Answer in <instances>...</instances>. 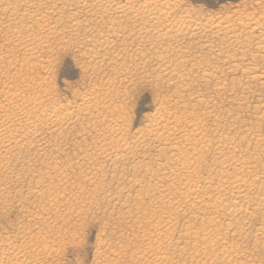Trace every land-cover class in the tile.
<instances>
[{
	"label": "bare ground",
	"instance_id": "bare-ground-1",
	"mask_svg": "<svg viewBox=\"0 0 264 264\" xmlns=\"http://www.w3.org/2000/svg\"><path fill=\"white\" fill-rule=\"evenodd\" d=\"M102 2L0 0V43L4 51L0 54V80L4 81L0 83L7 81L0 84V216L14 208V204L22 216L14 240L8 236L0 239V264H48L58 256L55 254L61 244L59 240L65 237L61 235V239H56L60 234L54 230L59 226L55 219L61 216L62 220H67L72 213L79 217L75 214L78 209L73 208L82 203L84 188L78 194H68L71 182L66 177L70 169L62 170L65 163H58L59 151L57 147L51 151L53 142L50 144L52 139L48 138L57 133L62 137L64 126L74 127L82 120L88 121L87 127L98 136L99 141L94 143L96 152L93 148L90 150L97 153L92 154L94 158L103 159L108 169L111 168V180L108 176L107 181L116 178V188L111 192L108 187L111 184L108 188L103 184L97 187L98 177L103 173L100 169L105 164L100 169L92 168L90 171L94 172H87L85 176L82 172L84 177L80 182L87 184L82 183V187L92 188L90 194L93 193L90 197L85 191L89 197L83 200L82 209L90 214L100 213L107 224L121 220L131 224V228L136 226V233L140 234L139 238L135 235L137 237L132 236L131 240L135 239L141 247L133 251L132 246L119 245L117 255L130 254V261L133 259L136 264H264L254 256L256 251L264 249L260 242L264 240V222L247 233L251 218L258 214L264 217V100L258 99L244 108L252 86H259L264 92V68L263 71L256 69L259 64L245 69L239 66V49L246 50L239 34L246 32L249 38L250 34L257 33L258 37H254L264 42L263 22L251 20L246 27L247 21H240V16L229 19L225 15V19L219 21L197 24L189 21V25H184L186 13L182 20H175V16L172 19L171 11L177 9V5L171 8L169 0L163 1L161 9L156 8L158 3L153 0H144L141 5L137 2L139 7L135 9H128V4L110 7L113 3L107 6ZM112 13L115 18L111 17ZM207 32L209 35L204 36ZM119 38L122 39L120 44L129 41L128 45L117 44ZM203 38L205 40H201ZM188 40L195 42L186 43ZM258 41H255L258 44L255 43V49L263 50L260 61L264 63V46ZM196 47L210 54L211 59L204 61L200 52H193ZM61 50H73V54L82 59V71L94 78L90 90H84L81 107H69L70 103L52 107L54 102L47 98L50 93L47 87L54 80L55 61ZM242 55L245 57L246 53ZM149 65H152L151 71L147 73ZM239 72L244 76V85L239 84L241 76L228 78ZM140 79H148L167 91L156 100L155 115L152 114L147 128L141 133L143 129L131 133L135 136L128 140L131 125L126 121L129 118L126 103L130 89ZM201 87L207 89L206 94L197 89ZM242 109L247 112L249 121L240 118ZM95 119L97 122H92ZM150 150L156 152L151 164L144 162ZM84 151L87 150L84 148ZM84 153V156L89 155ZM130 159L133 165L123 172L120 167ZM72 172L74 170H70ZM138 174L143 175L142 179ZM78 186L80 189L81 185ZM73 188L72 191L78 189ZM145 199L149 201L148 208L141 207ZM113 213L118 217L113 218ZM83 215L80 218H84ZM69 229L68 235L72 233ZM68 235V240L71 238L73 242ZM249 242L251 248H248ZM109 249L115 251L112 247ZM102 256L97 255L99 259ZM105 262L103 258L98 264Z\"/></svg>",
	"mask_w": 264,
	"mask_h": 264
},
{
	"label": "rangeland",
	"instance_id": "rangeland-1",
	"mask_svg": "<svg viewBox=\"0 0 264 264\" xmlns=\"http://www.w3.org/2000/svg\"><path fill=\"white\" fill-rule=\"evenodd\" d=\"M98 1H103L102 3H105L104 5H107V6H110L111 5V3H113L110 7H113V6H123V5H125V4H128V6L127 7H129L130 6V8H128V9H135V8H138L139 7V4L141 5V3L142 2H144V0H136V1H134V2H131V0H98ZM133 1V0H132ZM154 2H157L158 4H156L157 6H156V8L158 7V8H160L161 9V7L163 6V1H167V0H153ZM160 1H162V2H160ZM170 1V3H171V8H173L172 7V5H179L178 7L176 6V8L177 9H175V8H173V11H171V12H173V13H171V16H172V19H174L175 17H176V19L175 20H182V19H184L185 17H186V19H185V21H187V22H185V24L184 25H187V23H188V25H189V21L191 22V23H196L197 24V22H200V23H205L206 21H216V19H217V21H219V20H223V18L225 17V15H226V18H229V19H235V18H237V17H239V20L240 21H242V22H244V23H246L245 21H247V23L246 24H244V25H246V27H248L247 25H250L252 22H259L260 24H262V22H263V24H264V0H169ZM173 1V2H172ZM180 1V2H179ZM137 2H139V4L137 3ZM181 3H182V5L183 6H181ZM117 4V5H116ZM121 4H123V5H121ZM130 4V5H129ZM138 4V5H137ZM162 4V5H161ZM131 5L133 6V7H131ZM135 5V6H134ZM174 6V7H175ZM109 7V8H110ZM183 9V10H182ZM184 9H186V10H184ZM177 10H179V11H177ZM180 10H182V11H180ZM186 11V12H185ZM187 11H188V13H187ZM181 12H183V15H182V13ZM176 15H175V14ZM184 13H186V15H189L188 17L184 14ZM191 15H190V14ZM234 13H236V14H234ZM238 13V14H237ZM178 14H180V16H178ZM182 15V16H181ZM185 15V17H183ZM229 15V16H228ZM233 15V16H232ZM175 16V17H174ZM216 16H217V18H216ZM111 17L112 18H115L116 16H115V14H111ZM174 17V18H173ZM178 17V18H177ZM190 17V18H189ZM195 17V18H194ZM210 17H212V18H210ZM252 17V18H251ZM193 18H194V20H193ZM208 18V19H207ZM215 20H214V19ZM219 18V19H218ZM221 18V19H220ZM254 18H255V20H254ZM192 19V20H191ZM199 19V20H198ZM204 21H203V20ZM213 19V20H212ZM225 19V18H224ZM251 20H252V22H251ZM260 20V21H259ZM263 20V21H262ZM193 21V22H192ZM190 23V24H191ZM263 24H262V27L264 28V26H263ZM129 27V25H126V27ZM123 26H121V28H122ZM130 28V27H129ZM240 33V32H239ZM245 33V34H244ZM249 33V32H248ZM244 34V35H243ZM247 33L246 32H243V33H241V34H239L240 36H241V40H242V44H243V48L245 47V49L246 50H244V51H242V52H244V54L246 53V56L244 57L243 55H242V52H241V50H242V47H241V50L239 49V66L242 68V69H245V67L246 68H248V67H253V65L252 64H257V66H258V64H259V67H257L256 69H258L259 71H263V68H264V63H262L261 61V58L263 57V50H257V49H255V48H257V33H255V35L254 36H256V38L252 35V34H250V36H249V38L251 39V41H253L252 43H251V41H250V39L248 38V35H246ZM204 35V34H203ZM203 35H202V37H203ZM209 34H208V32H207V34L206 35H204V36H208ZM243 36H244V38H243ZM253 36V37H252ZM211 37H209V39H210ZM249 39V40H247V39ZM253 38H255V40L253 39ZM190 39H192V38H190ZM119 40L120 41H117L116 43L117 44H120L121 43V40L122 39H120L119 38ZM195 40V39H194ZM201 40H205L204 38L203 39H201ZM245 40V41H244ZM212 41L215 43V44H217L218 42L217 41H215V39H213L212 38ZM245 43H244V42ZM256 41V42H255ZM123 42H125V41H123ZM123 42H122V44H123ZM186 43L188 42V43H190V42H195V41H191V40H188V41H185ZM198 42V40H196V43ZM199 42H200V40H199ZM259 42V41H258ZM260 42H263L262 40L260 41ZM259 42V45L260 46H264V42L263 43H260ZM127 43V45H128V43H129V41H127V42H125L124 44H126ZM257 45H256V44ZM122 44H120V45H122ZM245 44H247V46H248V48H247V46L245 45ZM252 44V45H251ZM214 45V44H213ZM256 45V46H255ZM242 46V45H241ZM254 48H253V47ZM250 47V48H249ZM131 48V47H130ZM253 48V49H252ZM0 49H1V43H0ZM131 49H133V48H131ZM146 49H148V48H146ZM194 49V48H193ZM258 52H257V51ZM68 51H70V52H68ZM246 51V52H245ZM62 52H63V54H62ZM193 52H200V51H198V49H197V47L195 48V50L193 51ZM255 52V53H254ZM260 52V53H259ZM61 53V54H60ZM202 55H203V57L205 58L204 59V61H206V62H208L210 59H211V56H210V54L208 55V54H206L205 52H200ZM251 53V54H250ZM0 54H4V51L1 49L0 50ZM253 54V55H252ZM254 54H255V56H254ZM258 54H260V55H258ZM208 55V56H207ZM253 58V60H251V58H250V56ZM74 56V57H73ZM243 56V57H242ZM77 57V58H76ZM208 57V58H207ZM246 57H247V59H249V60H247L246 59ZM249 57V58H248ZM58 58V59H57ZM78 58H80L78 55H76L75 53L73 54V50H61L60 52H59V54H58V56L56 57V61H55V66L57 67V68H55V72H56V74H55V77H57V79L54 77V80L53 81H55V82H53L52 80V83H51V81H49V83H51V85L50 84H48L47 86V90H50V91H48V92H50L49 93V96L47 97V98H49L48 100H50V102L52 101V102H54V103H50L51 105H52V107H60L61 106V104L62 105H67V104H69L70 103V105H68L69 107H74V108H77V106L78 107H81V99H82V96L84 95L83 93H85V91L84 90H86L85 88H88V90H86V91H89L90 89V87L92 86V84L94 83L93 81H94V78L92 77V79H91V77H90V75L88 74V73H85L84 71H82L83 69H82V64L80 65V62L82 63V59H78ZM242 58V59H241ZM245 58V61H243V59ZM78 59V60H77ZM58 60V61H57ZM75 60H77V61H75ZM261 60V61H260ZM78 61H79V63H78ZM248 61V62H247ZM257 62V63H255V62ZM258 61H259V63H258ZM244 62H246L245 64H243ZM250 62V63H249ZM80 65H78V64ZM85 62H84V60H83V64H84ZM260 63H261V65H260ZM151 66L152 65H149V67H147L146 68V71H147V73H149L150 71H151ZM149 70V71H148ZM58 73V74H57ZM82 73V74H81ZM87 74V75H85V74ZM84 75V76H83ZM89 75V76H88ZM236 76V77H235ZM239 76H241L242 77V75L240 74V72H239V75L238 74H236V75H232V76H229L228 78H240ZM86 77V78H85ZM87 78H90L89 80L90 81H88V79ZM233 78V79H234ZM56 79V80H55ZM240 79H242V82H240L241 80ZM239 79V84L241 83L242 85H244L243 83H245L246 84V82H245V79H244V76L242 77V78H240ZM93 80V81H92ZM4 80H0V82H3ZM88 81V82H87ZM137 81H139V82H141V81H143V83L145 84H143L142 82L141 83H139V82H137ZM136 82H135V85L130 89V99H128V101H127V103H126V113H127V115L126 116H128V117H126L125 118V120L127 121V123H129L128 125H131V126H128L127 128H128V132H127V134H128V140L130 139V138H132V140H133V137L135 136L134 134H131V133H134L136 130H138V131H140L141 129H143L142 131H140V133L141 132H143L144 131V129H145V127L146 126H148L149 125V120H151L153 117L152 116H154L155 114V110H156V106H157V102L158 101H156V100H159L161 97H160V95H163V94H166V89L165 88H163V89H161V88H159V87H156L155 86V84L153 83V82H150L148 79H144V80H142V79H140V80H137ZM147 81V82H146ZM89 82H91V84H87V83H89ZM150 82V83H149ZM5 83V82H4ZM4 83H0V84H4ZM6 83H7V81H6ZM5 83V84H6ZM54 83H55V85H54ZM96 83V82H95ZM136 83H137V87H136ZM139 84V85H138ZM141 84V85H140ZM53 85H54V87H53ZM153 85H154V87H153ZM53 88H52V87ZM240 86V85H239ZM136 88V89H135ZM202 88V89H201ZM201 88H197V89H199V91L201 92V93H203V94H206L207 93V89H205V88H203V87H201ZM253 88H255V89H253ZM205 89V90H204ZM158 91H160V92H158ZM239 91H240V89H239ZM255 91H257V92H255ZM262 91V89L260 90V88H259V86H252V92H251V94H247V95H249V96H247V103H245L244 105V108L248 105V106H250V105H253L254 103H256L257 102V100L258 99H261V100H264V92H261ZM264 91V90H263ZM162 92V94H160ZM164 92V93H163ZM253 92H255L254 94H252ZM261 92V93H260ZM54 93V94H53ZM258 93V94H257ZM52 94V95H51ZM79 94H80V97H79ZM257 94V95H256ZM77 95V96H76ZM252 95V96H251ZM239 96H241V93H239ZM50 97H51V99L52 98H54V99H50ZM80 99H79V98ZM158 97V98H157ZM249 97H250V99H249ZM256 97V98H255ZM251 98H252V100H251ZM254 98V99H253ZM79 99V100H78ZM251 100V101H250ZM254 101V102H253ZM56 102V103H55ZM80 102V103H79ZM129 102V103H128ZM252 102V104H250ZM67 103V104H66ZM79 103V104H78ZM60 104V105H59ZM50 105V106H51ZM62 107V106H61ZM243 112V113H242ZM247 112H245L244 113V110L242 109V111L240 110V113H239V115L240 114H242V115H240V118L243 120V121H249L248 120V114H246ZM129 114V115H128ZM152 114H154V115H152ZM151 116V117H150ZM245 117V118H244ZM151 118V119H150ZM96 120V119H95ZM148 120V121H147ZM85 121V120H84ZM83 120H82V122L80 121L79 123H78V125L76 124L74 127H72V126H69L70 128H72V129H70V128H68V126L66 127V126H64L62 129L63 130H61V133L63 134V136H62V134H61V136L62 137H60V133L58 134H56L57 135V138H56V135L54 134V135H51V136H49L50 138H48V140H51L52 139V141H50V144H51V142H53L52 143V149H51V151L53 152V151H55V148L57 147V149L56 150H58L59 151V157H58V159H61V160H59L58 161V163H65V167L64 166H62L63 168H62V170H66V171H68L69 169L70 170H74V172H72V173H70V170L67 172V177H66V179H68V180H70L69 181V183L71 182V186L69 187V188H67V192H68V194H70L71 192V194L72 195H74V194H78L80 191H82L83 190V188H84V190H83V195H84V197H83V200H84V202H85V200H86V198L87 197H89V195H90V197L91 196H93V193L92 194H90L91 193V190H92V188H90V187H86L87 186V184H84L83 182H80V181H82L81 179V177H84L85 176V174L87 173V172H89V173H92V172H94L93 170L95 169H100V168H102V165H104L105 164V166L102 168V170L100 169V172H103L104 173V175H103V173H101V175H102V177H101V175L99 176V177H101V178H99L98 177V184H97V187L99 188V187H102V186H104V187H107L109 184H111L110 186H108L109 188H110V190L112 189V190H115L114 189V187L116 186V182H114L115 180H116V178H115V180L113 181H107V180H111V178H110V176H111V168H109L108 169V164L103 160V159H101L100 160V158L98 159H96V157L94 158V154L93 153H95L96 151L95 150H97V148L95 149L94 148V143L96 142V141H99V139H97V135H96V132H94L93 130H90V128L89 127H87L88 126V123H86V122H88V121H85L84 122ZM92 122H97V120L96 121H92ZM91 121H90V123H92ZM81 123V125L79 126V124ZM82 123H86L85 124V126H84V124H82ZM148 123V124H147ZM82 125H83V127H82ZM78 126V127H77ZM66 127V128H65ZM76 127V128H75ZM86 129H85V128ZM75 130H74V129ZM88 132H86V131H84V129ZM87 128H89V129H87ZM131 128V129H130ZM139 128V129H138ZM147 128V127H146ZM78 129V130H77ZM64 130H65V132H64ZM67 130V131H66ZM68 130H69V132H68ZM71 130V131H70ZM83 130V131H82ZM89 131H90V133H89ZM91 131H93L92 133H91ZM66 132H68V133H66ZM86 132V133H85ZM137 132V131H136ZM130 133V134H129ZM138 133V132H137ZM67 134V135H66ZM136 134V133H135ZM92 135H95L94 137L92 136ZM66 136V137H65ZM133 136V137H132ZM54 137V138H53ZM60 137V138H59ZM88 137V138H87ZM93 137V138H92ZM66 139V141H65V139ZM95 138H96V140H95ZM53 139H55V140H53ZM83 139V140H82ZM95 141H94V140ZM131 140V141H132ZM65 141V142H64ZM61 142V143H60ZM90 142H92V143H90ZM85 143L87 144V146H89V149H88V147L85 145ZM97 143V142H96ZM58 144V145H57ZM64 144V145H63ZM57 145V146H56ZM85 146V147H84ZM60 147H62V148H60ZM87 147V148H86ZM81 148H83V149H81ZM84 148H85V150H87V151H84ZM93 148V151H95V152H92V150H90V149H92ZM60 149V150H59ZM79 149H81V152L79 151ZM78 150V151H77ZM88 150L90 151V152H92V153H90V152H88ZM60 151L62 152V153H64V155L62 156L61 154L62 153H60ZM83 151V152H82ZM150 151H152V152H150ZM150 151H148V153L147 154H150L151 155V157H150V155H148L150 158H152L151 160H150V158H148V156L146 155L145 157H147V158H145V161L144 160H142V161H144L145 163H153L152 161H154V159H156V152H154L153 150H150ZM84 152H86V153H89V155H87V156H89L90 158H88L87 156H84L83 155V153ZM86 153H84V154H86ZM77 154V155H76ZM93 154V155H92ZM97 153H95V155H96ZM73 155H74V157H73ZM79 155V156H78ZM92 155V156H91ZM68 156H70L69 157V161H68ZM83 156V157H82ZM152 156H154V157H152ZM54 157H56L57 158V154L56 155H54ZM79 157L81 158V159H79ZM63 158H65V159H63ZM83 158V159H82ZM85 158V159H84ZM87 158L89 159V161L87 160ZM62 159H63V161H62ZM71 159V160H70ZM77 159H79L78 160V162H76L77 161ZM93 159H96V161H94ZM66 160V161H65ZM85 160V161H84ZM88 162H87V161ZM93 160V162H91V161ZM147 160V161H146ZM61 161V162H60ZM70 161H71V164H70ZM73 161V162H72ZM84 161V162H83ZM97 161H98V163H97ZM100 161H101V163H100ZM104 161V163L102 164V162ZM130 161H132L131 159H130ZM130 161H126V163L127 162H129V163H127V164H124L123 166H122V168L120 167V169L121 170H126V169H128L131 165H133V162L134 161H132L131 163H130ZM149 161V162H148ZM75 162V163H74ZM85 162H87V163H85ZM89 162H91V163H89ZM143 162V163H144ZM208 162H209V159L207 158V164L206 165H208ZM84 163V165H82ZM81 164V165H80ZM89 164H91V165H89ZM92 164H93V166H92ZM96 164V165H95ZM101 165V167H99L100 165ZM67 165H70V168H68V166ZM78 165V166H77ZM99 165V166H98ZM127 167H126V166ZM66 166H67V169H66ZM76 166V167H75ZM83 166H84V168H83ZM87 166V167H86ZM98 168H97V167ZM107 166V167H106ZM119 166H120V164H119ZM151 166H155L154 164L153 165H151ZM60 167V166H59ZM82 167V168H81ZM86 168H88V170L86 169ZM93 168V170L92 171H90L91 169ZM108 170H107V169ZM82 169H84L86 172H84ZM119 169V170H120ZM79 170V171H78ZM104 170V171H103ZM121 170H120V172H121ZM125 170L123 171V172H125ZM82 172H83V175H82ZM106 172V173H105ZM107 172H109L108 174H107ZM72 174V175H70V174ZM79 173V174H78ZM88 173V174H89ZM81 174V175H80ZM120 174H123L124 175V173H120ZM76 175L78 176V177H76ZM110 175V176H109ZM73 176V177H72ZM75 176V177H74ZM80 176V177H79ZM107 176V177H106ZM108 176H109V179H108ZM126 176V175H125ZM138 177H140L139 179H142V177H143V175L142 174H138L137 175ZM72 177V178H71ZM124 177V176H123ZM69 178H71V179H69ZM74 178V179H73ZM77 178L79 179V180H77ZM101 179H103V181L105 182V184H104V182L101 180ZM105 179H106V181H105ZM73 181V182H72ZM77 181V182H76ZM80 183H79V182ZM144 181H147V179L145 178V180ZM113 184H112V183ZM76 183V184H75ZM84 185H86V186H84V187H82V185L83 184ZM124 183V181H121V184L122 185H124L123 184ZM81 185V188L79 189V187L80 186H78V185ZM100 184H103L102 186L100 185ZM73 185L75 186V187H77L78 189H74L73 188ZM99 185V186H98ZM115 185V186H114ZM88 188V190H86V188ZM107 187V188H108ZM72 188L74 189V191H72ZM116 188V187H115ZM82 189V190H81ZM89 190H90V192H89ZM112 190H111V192H112ZM79 191V192H78ZM85 191H87V193L89 194H87ZM70 194V195H71ZM87 194V195H86ZM133 194H135V193H133ZM83 200H82V203H83ZM146 201V202H145ZM75 202H72V204H74ZM81 203V202H80ZM78 203L79 205H76L74 208H73V206H72V208H73V210H77L76 212H75V214H77L79 217H77V216H75L73 213V215L74 216H72V214L71 215H69V217L67 216V220H62V218H61V216L59 217V218H57L56 217V219L54 218V213L53 214H51V217H52V215H53V220L55 219V221H56V223H55V221H54V223L58 226V224H59V226H58V228L56 229V228H54V230L56 231V233L58 232L59 234H60V236H59V238H56L57 236H56V233H55V231H54V234H55V238L56 239H61V238H64L66 241H69V242H65V240H64V242H63V240L61 239V240H59V241H61L60 243L62 244V243H64L63 244V246L61 245H59V248H58V253L57 254H55L57 257H55V259H51L50 261H48L49 263L48 264H98V262H100V261H102L103 260V258H105L106 260H107V262H105V264L106 263H109V261L111 262V263H113V264H130V263H132V264H136V262L135 261H132L133 259H131V261H130V254H124L123 253V255H122V257H121V255H117L118 253V248H119V245L120 246H124V247H122V248H126V247H131V249H133V251H134V249H136L137 247H138V244L139 243H137V241H136V243H135V241L134 240H131L133 237L135 238V237H137L138 236V238H139V236H140V234H138V233H136V226H135V228H131L130 226H131V224L129 225V223H125V225H123L122 226V224H124L121 220H119V221H114L113 223L114 224H112L111 225V223H109L108 222V224H107V222H106V220H104L105 218H103L102 216H101V214L99 213V215L97 214V213H95V212H93V211H91V213L93 214H90V211H88V210H86V209H82V206H83V204L81 203ZM144 204H145V206H144V204L143 205H141V207L143 208V207H146V208H148L149 207V201H148V199H145L144 200V202H143ZM65 204V203H64ZM129 204V203H128ZM133 204V203H132ZM131 203H130V205H132ZM148 206H147V205ZM15 206H14V208H11L5 215H1L0 216V239L1 238H3V237H5V236H8L10 239H12V240H14V233H16V229L18 228V223L20 224L21 223V220H22V216H21V214H19V210H18V207H16L17 205L16 204H14ZM81 205V206H80ZM79 206V207H78ZM16 207V208H15ZM145 208V209H146ZM17 209V210H16ZM83 210V212L81 213V214H78L80 211H82ZM86 211V212H85ZM51 213H52V211H50ZM50 212H49V214L47 215V216H49L50 215ZM61 212V214H63L64 215V212H62V210L60 211ZM60 212H58V213H60ZM86 214H85V213ZM89 212V213H88ZM66 213V212H65ZM83 213H84V215H83ZM94 213H95V215H94ZM88 214V215H87ZM257 214V213H256ZM80 215L82 216L83 215V217L84 218H80ZM113 218H116V216L118 217V215L117 214H115V213H113ZM71 216H72V218H71ZM87 216V217H86ZM101 216V217H100ZM256 217H254V218H251V220H249V225L248 226H250V227H248V229H247V233L248 234H250L249 232H253V230H254V228L255 227H258V225H260L262 222H264V217H262V216H260V214H258V215H255ZM50 217V216H49ZM66 217V216H65ZM74 217V218H73ZM100 217V218H99ZM106 217H108V216H106ZM261 217H262V221H261ZM69 218H71V219H69ZM102 218V219H101ZM58 219H60V220H58ZM69 219V220H68ZM73 219H75V220H73ZM78 219H80L79 221H78ZM82 219L84 220V221H82ZM101 219V220H100ZM254 219V220H253ZM59 222H58V221ZM62 220V221H61ZM71 220V221H70ZM77 220V221H76ZM135 220V218L133 219V221ZM66 221V222H65ZM72 223V222H74L75 221V223H72V227H70L71 226V224H70V222ZM103 221L105 222V225H104V223H103ZM62 222H64V223H62ZM77 222V223H76ZM120 224H118V223ZM225 222V221H224ZM223 222V223H224ZM53 223V222H52ZM117 223V224H116ZM55 224H53L54 226H56ZM65 224V225H64ZM70 224V225H69ZM74 224V225H73ZM81 224V225H80ZM103 224V225H102ZM60 225L63 227V229L64 230H62V227L60 228ZM64 225V226H63ZM76 225V227H74ZM79 225V226H78ZM114 225V226H113ZM118 225V226H117ZM256 225V226H255ZM53 226V227H54ZM56 226V227H57ZM103 226V227H102ZM107 228V230H105V227ZM120 226V227H119ZM129 226V227H128ZM254 226V227H253ZM65 227V228H64ZM69 227H70V229H69ZM109 227V228H108ZM111 227H113V228H111ZM116 227V228H115ZM117 227H119V228H117ZM125 227V228H124ZM128 227V228H127ZM251 227L253 228L252 230H250L251 229ZM75 228V229H74ZM103 228V229H102ZM122 228V229H121ZM130 228L133 230H130ZM62 230L61 231V233L59 232L60 230ZM67 229H69V230H72V231H70V232H72V233H69V235H70V237H72L73 238V242H72V239L70 238V240H68L69 239V237H67V235H68V232H67ZM74 229V230H73ZM125 229V230H124ZM127 229V230H126ZM59 230V231H58ZM105 230V232L108 234H106V233H103V231ZM130 231V233H129V231ZM15 231V232H14ZM109 231L111 232H113V233H109ZM134 232V233H132V232ZM73 232H75V237L74 236H72L74 233ZM117 232H118V234H117ZM57 233V234H58ZM72 234V235H71ZM103 234H105V235H103ZM114 234H115V236H114ZM121 236H120V235ZM16 235V234H15ZM61 235H63V237H61ZM68 235V236H69ZM135 235H137V236H135ZM119 236H120V238H119ZM124 236V237H123ZM133 236V237H132ZM61 237V238H60ZM250 237L252 238V234L250 235ZM124 238V239H123ZM262 238V237H261ZM76 239V240H75ZM106 240V241H105ZM110 241V242H109ZM250 241V240H249ZM72 244H71V243ZM104 242H106L105 244H104ZM129 242V243H128ZM138 242H139V240H138ZM262 244H261V246H264V240H261L260 241ZM75 243V244H74ZM102 243H103V245H102ZM134 244V245H132V244ZM250 243L251 242H249V247L248 248H251V246H250ZM66 245V246H65ZM100 245V246H99ZM126 245V246H125ZM64 246H65V248H64ZM134 246V247H133ZM106 247H109V248H113L115 251H112V249H109V248H106ZM116 249H115V248ZM118 247V248H117ZM139 247H141V245H139ZM138 247V248H139ZM99 248H101V250L99 249ZM264 248V247H263ZM100 250V251H98V250ZM106 250V252L108 251V253H106L105 254V250ZM60 250V251H59ZM110 250V251H109ZM264 249H259L258 251H256L255 252V258L257 259V257H258V262H261V260H262V262H264V251H263ZM97 251H98V253H97ZM112 251V252H111ZM262 251V252H261ZM113 253L111 256H110V254L111 253ZM60 253V254H59ZM97 253V254H96ZM99 253H101V256H102V254H105V255H103L102 257H101V259H99V257H97V255L99 254ZM117 253V254H116ZM130 253V252H129ZM108 254H109V256H108ZM258 254V255H257ZM60 255V256H59ZM104 256H107L108 258H106V257H104ZM119 257V258H117V257ZM123 256H126V257H128V259L125 257H123ZM257 256V257H256ZM58 258H60V263H59V259ZM109 258H111V259H109ZM120 261H118L117 259ZM121 258V259H120ZM98 259V260H97ZM109 259V260H108ZM113 259V260H112ZM259 259H260V261H259ZM53 260V261H52ZM55 260V261H54ZM116 260V261H115ZM58 262V263H57ZM119 262V263H118ZM100 264V263H99ZM104 264V263H103Z\"/></svg>",
	"mask_w": 264,
	"mask_h": 264
}]
</instances>
